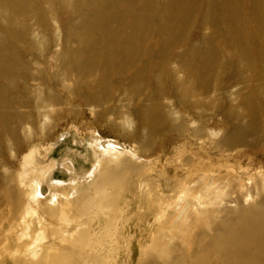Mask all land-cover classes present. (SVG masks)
<instances>
[{
    "label": "rangeland",
    "instance_id": "obj_1",
    "mask_svg": "<svg viewBox=\"0 0 264 264\" xmlns=\"http://www.w3.org/2000/svg\"><path fill=\"white\" fill-rule=\"evenodd\" d=\"M0 176V264L192 248L264 199V0H0Z\"/></svg>",
    "mask_w": 264,
    "mask_h": 264
},
{
    "label": "bare ground",
    "instance_id": "obj_2",
    "mask_svg": "<svg viewBox=\"0 0 264 264\" xmlns=\"http://www.w3.org/2000/svg\"><path fill=\"white\" fill-rule=\"evenodd\" d=\"M260 18V16H256V19ZM229 137L231 138V136ZM132 169L133 166L129 162L124 163L122 166L121 164L120 166H109L106 169V175L99 182L105 184L103 186L108 184L125 186L130 182L129 173ZM8 191L7 184L4 183L3 185L0 182V199L3 196L7 197V195L9 198ZM246 208L249 210L247 211ZM209 223L211 225L210 232L198 231L189 239L192 248L175 244L162 251V253L166 252L169 255H161V257L152 261V264H249L248 259L253 258L257 259L255 264H264V199L252 203L248 207H244V204L239 203L235 209L228 210V214L222 220L214 222L211 219ZM206 238L209 240L206 241ZM82 245L81 242L79 246ZM225 247L234 249L231 252L229 251L228 254L225 253L222 257ZM64 252L65 259L63 260L65 261L76 257L75 252L70 254L65 248ZM245 254L249 256L247 259L240 258ZM141 264H144V262H141Z\"/></svg>",
    "mask_w": 264,
    "mask_h": 264
}]
</instances>
